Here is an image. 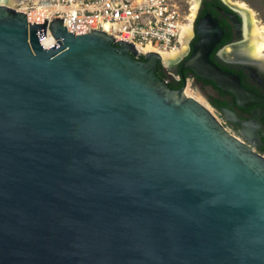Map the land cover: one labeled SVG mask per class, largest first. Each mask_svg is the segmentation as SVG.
Masks as SVG:
<instances>
[{
  "label": "water",
  "instance_id": "water-1",
  "mask_svg": "<svg viewBox=\"0 0 264 264\" xmlns=\"http://www.w3.org/2000/svg\"><path fill=\"white\" fill-rule=\"evenodd\" d=\"M44 21L0 2V264H264V154L247 132L171 88L158 53L63 18L44 47ZM196 32L181 68L264 105L209 59L216 20Z\"/></svg>",
  "mask_w": 264,
  "mask_h": 264
},
{
  "label": "flooded vegetation",
  "instance_id": "flooded-vegetation-1",
  "mask_svg": "<svg viewBox=\"0 0 264 264\" xmlns=\"http://www.w3.org/2000/svg\"><path fill=\"white\" fill-rule=\"evenodd\" d=\"M205 14L211 15L221 30L219 41L209 53L211 62L221 70L236 75L243 88L264 100V62L250 56L244 48L249 19L224 0H199L192 23V35L184 53L168 64L162 59L158 61L156 73L174 89L180 88L183 82L185 89L189 83L190 87L203 95L227 129L242 137H245L243 134L246 131L255 150L264 154V105L254 103L241 107L231 93L222 91L213 82L200 78L190 69L181 68V63L191 55L192 46L198 40L196 23ZM139 58L143 59L141 56ZM243 123L248 125L243 126Z\"/></svg>",
  "mask_w": 264,
  "mask_h": 264
},
{
  "label": "built area",
  "instance_id": "built-area-1",
  "mask_svg": "<svg viewBox=\"0 0 264 264\" xmlns=\"http://www.w3.org/2000/svg\"><path fill=\"white\" fill-rule=\"evenodd\" d=\"M19 6L29 22L43 24L47 20L45 36H52L50 22L63 18L68 31H104L115 42L133 44L139 56L155 52L144 51L147 45L160 51L179 49L181 27L189 19L172 0H23ZM43 39L40 42L47 47Z\"/></svg>",
  "mask_w": 264,
  "mask_h": 264
},
{
  "label": "bare ground",
  "instance_id": "bare-ground-1",
  "mask_svg": "<svg viewBox=\"0 0 264 264\" xmlns=\"http://www.w3.org/2000/svg\"><path fill=\"white\" fill-rule=\"evenodd\" d=\"M22 1L23 0H0L1 3L11 6L17 10H21V7L19 5ZM190 2L192 3V6L190 15L188 17L189 22L183 24L181 27V32L179 36V41L181 45L179 49L170 51H160L156 50L150 45H147L145 48H143L144 51L151 50L159 53L161 59L165 64H168V62L175 59L178 55H182L183 50L186 48L185 45H187L186 43L192 35V21L198 8L199 0H190ZM226 2L237 8L243 15H246L248 17L250 27H248L247 32L245 31L246 43L244 44V48L250 54V56L258 57L262 62H264V25L259 23V21L254 16V11L249 8L246 3L242 1L231 0H226ZM55 41L56 40L53 39L50 34H47L42 40V43L45 46H50ZM184 92L187 96L193 97L194 99L205 105L210 111H213L211 107L206 103V101L201 96H199L198 92L190 87L189 83H187Z\"/></svg>",
  "mask_w": 264,
  "mask_h": 264
},
{
  "label": "rangeland",
  "instance_id": "rangeland-1",
  "mask_svg": "<svg viewBox=\"0 0 264 264\" xmlns=\"http://www.w3.org/2000/svg\"><path fill=\"white\" fill-rule=\"evenodd\" d=\"M172 1H174V2H176L177 4H178V6H179V8L182 10V11H184L185 13H186V15H187V17H189V15L190 14H188V12H191V9H190V7L192 6L191 4V2H190V0H172ZM225 2H226V0H224ZM231 1H242V2H244V3H246L247 4V6L249 7V8H251L253 11H254V13H255V18L259 21V23H261V24H263L264 25V0L262 1V0H253L254 1V3H256L257 5H259V10L257 11L255 8H253L246 0H231ZM262 1V2H261ZM261 2V3H260ZM227 3V2H226ZM231 5V4H230ZM189 9H190V11H189ZM188 21H189V19H188ZM187 21V22H188ZM248 27H250V22H249V26ZM186 46V45H185ZM192 88V87H191ZM193 90H195L194 88H192ZM197 91V90H196ZM198 92V91H197ZM198 94H199V96H201L204 100H205V98L203 97V95L201 94V93H199L198 92ZM207 103V102H206ZM208 104V103H207ZM209 105V104H208ZM210 106V105H209ZM212 109V108H211ZM213 110V109H212ZM212 112H214V111H212Z\"/></svg>",
  "mask_w": 264,
  "mask_h": 264
},
{
  "label": "trees",
  "instance_id": "trees-1",
  "mask_svg": "<svg viewBox=\"0 0 264 264\" xmlns=\"http://www.w3.org/2000/svg\"><path fill=\"white\" fill-rule=\"evenodd\" d=\"M253 8H255L257 11L259 10V5H257L256 3H254L253 0H246ZM263 1V0H262ZM261 1V2H262ZM260 2V3H261ZM171 88H173V86L169 85Z\"/></svg>",
  "mask_w": 264,
  "mask_h": 264
}]
</instances>
